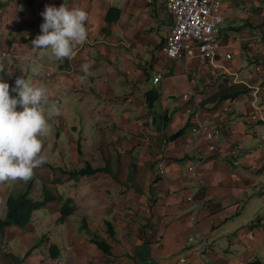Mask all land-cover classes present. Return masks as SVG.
Returning <instances> with one entry per match:
<instances>
[{"label":"crops","instance_id":"1","mask_svg":"<svg viewBox=\"0 0 264 264\" xmlns=\"http://www.w3.org/2000/svg\"><path fill=\"white\" fill-rule=\"evenodd\" d=\"M220 1L226 18L218 67L208 70L197 88L203 117L223 130L217 142L224 149L239 148L241 162L234 165L226 155L212 152L200 165L204 188L198 195L202 211L196 232L207 238L205 249L200 240L189 241L196 209L187 199L197 187L189 171L190 164L197 161L195 135L187 112L190 105L182 98L188 91L183 65L164 51L174 23L165 0H0V64L13 73L9 76L5 70L0 77L10 88L17 77H26L30 72L23 61L34 63L37 70L44 65L46 57L33 51L31 41L41 34V13L46 5L80 7L88 13L86 41L74 47L71 60L61 61L54 71L56 80L52 78L48 88L81 94L78 108L83 118L102 130L103 136L91 140L85 152L74 145L73 153L65 154L70 165L59 169L69 174L90 162L95 168L107 166L110 170L81 177L88 181V191L82 199H78L76 190L70 196L57 191L63 179L56 183V196L63 202L73 199L74 213L81 211L92 233L70 232L68 247H57L54 252L50 250L54 243L47 246L46 250L56 256L53 258L32 253L38 247H29V238L34 240L36 233L28 234L14 226L20 232L12 236L0 233V264L15 263L8 259L14 254L5 245L17 239L26 247L22 248L27 252L20 261L27 264H204L207 252L218 257L216 248L224 243V237L221 233L210 237L209 230L239 213L240 197L258 184L252 172L264 170V126L251 118L257 97L264 105V77L260 78L264 71L257 72L258 78L251 75L252 62L256 61L257 67V58L245 48L246 41L255 37L264 41L260 34L264 30V9L260 0ZM228 53L232 58H227ZM85 63L90 65V75L81 80ZM45 69L47 73L51 71ZM156 76L160 77L158 83L154 82ZM236 77L242 82H235ZM148 92L158 93L159 99L150 104ZM233 94L234 98L224 97ZM259 107L264 109L262 104ZM180 130L183 132L177 133ZM202 146L207 148L204 143ZM160 163L165 165L164 174ZM0 207L5 208L6 201H0ZM59 208L51 214L55 215L51 222H59ZM70 216L64 220L68 227L72 226ZM106 221L112 223L114 234L108 232ZM93 234L112 245L111 254L91 241ZM246 235L264 241V233L256 236L250 231ZM44 237L51 240L48 234ZM248 247L253 244L248 243ZM256 258L243 257L239 264Z\"/></svg>","mask_w":264,"mask_h":264},{"label":"rangeland","instance_id":"2","mask_svg":"<svg viewBox=\"0 0 264 264\" xmlns=\"http://www.w3.org/2000/svg\"><path fill=\"white\" fill-rule=\"evenodd\" d=\"M260 1L264 9V0ZM261 27L264 29V25ZM260 34L264 36V30H260ZM122 48L127 50L126 46H122ZM134 50L136 51V49ZM45 57L46 58L42 63L44 65L37 70L36 74H33L32 72V68H36L35 64L33 63L29 65L28 61H23L26 70L30 71L24 78L31 79L35 85H46L48 89V105L56 104L60 109L61 114L58 116H52L51 118L46 117L51 128L50 134L41 138L43 144L41 154L46 156V162L40 167L34 169L33 177L27 182L16 180L0 184V201H7L10 196H18L19 194L25 193L29 184L33 185V190L31 192V198L33 200L43 198L45 190L44 186H47L48 189L56 195V183H58L60 178L64 181L63 184L58 187L57 191L61 192L63 195L70 196L76 190L78 191V199H82L88 191V181L83 180L81 176L76 177L65 174L62 171L60 172L59 167L65 164H67V166L70 165L68 155L65 154L73 153L72 147L74 145H79L82 147L81 150L85 152V147L91 140L95 141L98 138L102 139L103 131L99 128L96 129L95 125H89L87 120L83 118L84 114L78 108L80 105L79 98L82 97L81 94L71 93L63 89L52 91L48 88L51 79L56 78L57 74L54 71L58 68L59 64H61V61L49 60L47 56ZM252 63L253 71H251V75L258 78L260 75L256 71V61H253ZM45 67H48L49 70L53 72L52 76L47 75ZM262 77H264V75L260 76L261 79ZM146 83H148V81H146ZM11 95L15 96L13 93H11ZM257 99V105L262 104L264 108L262 99L260 97H257ZM65 110H67L66 115L63 113ZM86 138L88 139L87 143ZM74 164L77 166L76 163ZM66 169L67 167L64 168V170ZM252 175L258 178V184L251 187L248 192H245L242 197H240L239 202L241 204V209L239 213L234 214L216 229L209 230L210 237L221 233V236L224 237V243H221V245L216 248L218 257H215L216 255L214 256L213 252H207L203 256L208 264H239L241 259L246 256L258 257L264 260V247L262 246L264 241H256L254 237L246 238L248 237L246 234L250 231L253 232V235L264 233V170L260 172L253 171ZM78 185L80 186V189L77 187ZM64 202L61 200L56 204V201H54L48 204L49 210L45 211L46 207H43L42 210L36 211L31 223L23 228L25 233L29 234L32 231L36 233V238L34 240L29 238L28 246L33 247L36 245L38 247L33 250L32 253L39 255L44 253L47 257H50L52 253L51 251L46 250V247H50L53 243L59 249H62L63 245L68 247V233L71 232L72 234H76L80 231H84L85 233L83 234H88L84 227L85 224L82 220L83 214L80 210L70 216L71 227H68L65 221L51 222V219L55 216H51V214H56V209H58L59 206L61 208ZM6 212L7 207H0V217L5 218ZM260 222L262 223L261 225L259 224ZM105 226L108 229L106 224ZM18 232H20V229L13 226L1 233L6 236H12ZM92 232L93 231L91 230V233ZM44 234H48V236L51 237V240H47V236L44 237ZM8 242L10 245H5V248L7 251H13L12 254H14V256L9 255L11 257L8 259L13 260V262H15L14 264H27V261H20L21 255L27 252L22 249L26 247H22L20 240L17 239ZM248 243L253 244V247H248ZM229 245L230 247H226ZM55 263L56 262H54V264Z\"/></svg>","mask_w":264,"mask_h":264},{"label":"clouds","instance_id":"3","mask_svg":"<svg viewBox=\"0 0 264 264\" xmlns=\"http://www.w3.org/2000/svg\"><path fill=\"white\" fill-rule=\"evenodd\" d=\"M41 16V34L31 41L33 51L38 50L41 58L47 56L49 60H71L74 47L87 39L88 13L80 7L46 5ZM89 69V64L82 65L81 80L90 75ZM5 70L7 75L13 74L0 64V72ZM32 72L36 74L37 69L33 67ZM60 114L56 104L48 105L46 85H35L31 79L20 76L10 88L0 77V184L27 182L33 177L34 169L46 162V156L41 154V138L51 131L47 118Z\"/></svg>","mask_w":264,"mask_h":264},{"label":"built area","instance_id":"4","mask_svg":"<svg viewBox=\"0 0 264 264\" xmlns=\"http://www.w3.org/2000/svg\"><path fill=\"white\" fill-rule=\"evenodd\" d=\"M145 1L153 3L155 0ZM165 6L173 15L174 23L164 51L169 58L181 62L183 65L184 73L187 76L188 91L182 98L190 105L187 112L191 115V129L195 135L194 153L197 161L190 164L189 171L197 181V187L187 199L194 204L196 209L193 217V231L189 236V241L200 240L207 249V238L199 236L196 232L198 217L202 211V203L198 200V195L204 188V177L200 165L207 160L209 153L212 152L226 155L234 165H239L241 162L239 148L224 149L217 142V139L223 136V130L219 126L211 125L203 117L201 92L197 88L200 78L208 70L218 67L217 57L221 47L222 25L226 17L220 0H165ZM245 48L257 58L256 70L258 73H262L264 71V41L255 37L246 41ZM227 58H232V54L228 53ZM47 74L51 76L52 72L49 71ZM159 81L160 77L156 76L154 82L158 83ZM235 82H242V80H238L236 77ZM251 118L256 122H263L264 126V109L256 104L255 112ZM261 137L264 140V131ZM202 143L206 145V149ZM262 162H264V155ZM159 169L161 174L166 172L164 163H160ZM181 261L184 262L185 259H181Z\"/></svg>","mask_w":264,"mask_h":264},{"label":"trees","instance_id":"5","mask_svg":"<svg viewBox=\"0 0 264 264\" xmlns=\"http://www.w3.org/2000/svg\"><path fill=\"white\" fill-rule=\"evenodd\" d=\"M224 97H230L234 98L233 95L224 96ZM159 99V94L156 92H148L147 93V100L150 104H152L154 101ZM19 110V106H18ZM183 130L178 131L177 133H182ZM101 171H107L109 172V168L106 167H93L90 162L86 163V165L83 168H80L78 170H70L68 171L69 174L72 176H85V175H93ZM44 196L42 199L33 200L31 196V192L33 190V185L29 184L28 189L25 193L19 194L18 196H10L6 201V207H7V213L6 217L2 218L0 217V233L4 230H7L13 226H17L20 228H24L28 226L31 223V220L33 218V215L36 211L42 210L43 207H46L49 203H52L56 201V204L61 201L52 191L48 189L47 186H44ZM264 193V191H263ZM74 201L71 198H68L63 205L60 208V217L58 219L59 222H63L66 220L68 216L74 213L75 211V205L73 204ZM85 228L87 232L91 233L90 228L88 227L87 223L84 222ZM108 232L110 234H114L113 225L110 221H106ZM91 241L104 253L111 254L112 252V245L109 244L106 240L99 237L97 234H93ZM52 252L57 251V247L54 245L51 246L50 249ZM52 257L55 258L56 256L52 254ZM246 264H264V260L260 258H256L252 261H249Z\"/></svg>","mask_w":264,"mask_h":264}]
</instances>
